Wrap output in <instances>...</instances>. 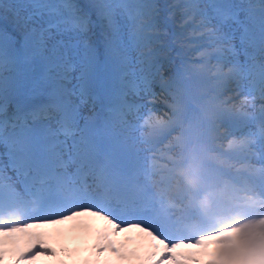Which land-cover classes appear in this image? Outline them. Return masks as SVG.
I'll use <instances>...</instances> for the list:
<instances>
[{
  "label": "snow or ice",
  "instance_id": "obj_1",
  "mask_svg": "<svg viewBox=\"0 0 264 264\" xmlns=\"http://www.w3.org/2000/svg\"><path fill=\"white\" fill-rule=\"evenodd\" d=\"M0 264H264V0H0Z\"/></svg>",
  "mask_w": 264,
  "mask_h": 264
},
{
  "label": "rangeland",
  "instance_id": "obj_2",
  "mask_svg": "<svg viewBox=\"0 0 264 264\" xmlns=\"http://www.w3.org/2000/svg\"><path fill=\"white\" fill-rule=\"evenodd\" d=\"M98 226H102V225H98Z\"/></svg>",
  "mask_w": 264,
  "mask_h": 264
}]
</instances>
